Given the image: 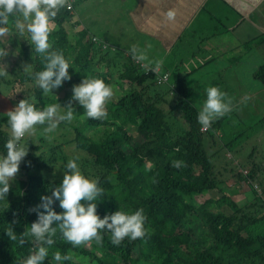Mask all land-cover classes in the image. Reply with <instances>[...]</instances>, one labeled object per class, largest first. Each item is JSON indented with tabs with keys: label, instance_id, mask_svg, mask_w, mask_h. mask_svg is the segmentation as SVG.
<instances>
[{
	"label": "trees",
	"instance_id": "obj_1",
	"mask_svg": "<svg viewBox=\"0 0 264 264\" xmlns=\"http://www.w3.org/2000/svg\"><path fill=\"white\" fill-rule=\"evenodd\" d=\"M73 16L71 11L62 10L56 18L57 27L49 37L54 49L72 59L74 69L69 72L70 76L78 82L85 76H96L110 83L108 77L113 75L106 68L117 66L121 70L118 77L134 88L109 101L108 117L104 120L87 118L83 109L78 104L75 106L74 119H78L79 125L74 126L73 142L77 150L86 154V161H90V169L82 166L81 170L89 177H98L105 190L104 196L96 202L100 218L119 209L131 213L142 208L147 218V233L136 240L125 238L119 246L113 245L105 234L100 244L93 241L89 246L73 249L59 238L58 232L44 264H56L51 255L56 250L62 254L74 253L73 261L65 264H264V230L255 231L259 223L264 224V214H261L264 210V163L243 176L254 192L253 210L239 215V209L234 207V211L226 214L221 208L228 202L224 196L213 198L210 195L198 204L196 197L220 188L222 181L217 171L232 162L240 151L235 150L233 156L232 149H228L233 142L216 135L222 118L206 131L201 130L197 122L198 110L188 101L190 91L183 78L173 82L174 88L167 83L158 85L156 74L132 60L128 53L121 52L120 58L119 50L112 46L113 41L98 39L93 42V38L104 32L102 23H75L71 21ZM11 24L8 27L11 28ZM66 24L75 32L73 43ZM96 43L98 46L94 48ZM17 52L18 60L23 58L33 72L42 69L40 58L31 45L18 48ZM10 54L15 55V52ZM101 61L105 62L104 69H101ZM15 63L16 59L9 67L11 78L4 80L6 85L13 83ZM254 76L264 84V66ZM17 78L20 84H34L26 68ZM71 82L67 84L72 85ZM34 96L38 108L56 102L52 97H45L37 87ZM70 98L62 99V103ZM5 123L6 116L0 117V150L8 135L2 128ZM263 146L256 143L252 149ZM236 148L245 147L240 143ZM33 150L38 148L35 146ZM34 155L28 153L37 169L30 171L24 158V173L10 183L5 201L8 207L0 206V264H20L32 251L34 244L30 238L25 237L26 242L21 246L18 241L11 240L5 230L11 227L19 239L25 228L37 219L29 209L40 203L42 195H51V188L62 180L41 174L53 153L49 159ZM174 160L183 161L182 167H172ZM236 162L241 167L237 158ZM53 208L62 211L58 202Z\"/></svg>",
	"mask_w": 264,
	"mask_h": 264
},
{
	"label": "clouds",
	"instance_id": "obj_2",
	"mask_svg": "<svg viewBox=\"0 0 264 264\" xmlns=\"http://www.w3.org/2000/svg\"><path fill=\"white\" fill-rule=\"evenodd\" d=\"M73 4L74 0H0V37L14 33L15 37L22 38L31 45L40 58L42 69L33 72L29 65L26 70L35 87L44 95L50 94L55 98L53 90L71 79L68 70L74 69V65L72 59L66 57L63 51L52 47L49 37L57 27L58 14L62 10L71 11L73 14ZM165 15L171 21L176 13L169 10ZM10 22L13 25L11 28L8 27ZM97 40V37L93 38V42ZM8 45L7 42L0 44V79L11 77L8 64L3 62L9 56ZM128 55L142 67L155 73L156 78L158 75H167L164 83L169 85L170 74L160 72L162 60L145 63L148 60L146 54L136 46L129 49ZM114 95V85L96 76H85L78 85L73 86L70 101L64 107L57 103L56 98V102L45 105L43 109L38 108L36 97L29 94L12 110L7 111L4 114V125L8 135L3 143V150H0V206L8 207L5 201L10 191V181L28 153L29 143L26 137L34 135L38 130L50 134L61 123L72 122L76 113L73 101L83 109L87 118L104 120L108 117L106 106ZM204 97L197 114V122L201 130L206 131L215 121L232 111V101L217 86L206 87ZM176 150L179 151V148ZM78 160L79 156L68 159L63 166V178L58 185L51 188V195H42L40 203L29 209L36 214L37 219L25 228L19 239L11 227L6 228L7 236L18 241L21 246L26 242L25 237L30 238L34 244L32 251L21 259L20 264H44L50 249L56 243L58 232L59 238L73 249L82 245L89 246L93 241L100 244L105 234L109 235L111 243L116 246L125 238L136 240L146 236L147 218L142 208L131 213L119 209L100 218L96 202L101 200L105 190L100 186L98 177L92 178L82 172ZM182 165L183 161H172L174 168L179 169ZM56 202L62 211L54 210L53 205ZM51 255L56 264H65L74 259L71 251L62 254L60 250H56Z\"/></svg>",
	"mask_w": 264,
	"mask_h": 264
},
{
	"label": "crops",
	"instance_id": "obj_3",
	"mask_svg": "<svg viewBox=\"0 0 264 264\" xmlns=\"http://www.w3.org/2000/svg\"><path fill=\"white\" fill-rule=\"evenodd\" d=\"M83 3L95 13L84 8ZM114 5L117 13L112 12ZM169 10L176 13L171 21L165 15ZM73 14L71 21L75 23H102L105 27L99 39L113 41L118 55L136 46L146 54V63L162 60L160 72H168L174 81L183 78L190 90L197 85V90L208 86L237 90L240 84H229L245 80L243 69L256 72L264 66V0H74ZM97 18H105V22ZM199 51L206 55L197 57ZM186 54L203 61L180 73V65L188 59ZM7 59L8 66L14 64L13 58ZM211 62L223 67L219 72L210 69L208 74L203 73L201 68ZM171 68L177 73L173 74ZM224 70L227 71L223 73ZM214 73L216 76H212ZM191 74L196 76L189 78ZM253 81L257 87L240 98L234 97V106L264 93V84L257 78ZM173 84L169 82L174 88Z\"/></svg>",
	"mask_w": 264,
	"mask_h": 264
},
{
	"label": "rangeland",
	"instance_id": "obj_4",
	"mask_svg": "<svg viewBox=\"0 0 264 264\" xmlns=\"http://www.w3.org/2000/svg\"><path fill=\"white\" fill-rule=\"evenodd\" d=\"M101 6V5H100ZM83 7L86 8L88 7L90 12L95 13V9L92 10L89 5L83 3ZM113 13H117L116 7L114 5V11L112 10ZM90 21V19H87ZM98 21L105 22V18H97ZM84 22V20H83ZM12 25V24H11ZM13 26V25H12ZM67 33L69 35V39L73 43L76 39L75 32L71 26L68 24L65 25ZM99 33V32H98ZM101 34V33H99ZM98 39L101 38V35H98ZM7 42L9 43L8 45V50H9V56H7L4 59V63L8 64V59L7 58H13L14 60L16 59V63L19 61L18 64L15 63L13 65L14 69V74H12L13 78V83L9 86L5 84L6 79H0V117L5 116L4 114L12 110L21 99H24L27 97L29 94L34 95V84L30 83H25V84H20L18 81V75L22 72L23 69H25L26 62L22 58L18 60L19 54H17V50L23 46H26L28 42L22 38H17L14 36V33L12 34V37L10 35L5 36V37H0V44ZM14 49H12V46ZM120 46H123L124 44L122 42H119ZM97 48L96 44L95 47ZM201 50V49H200ZM11 52H15V55H11ZM17 54V55H16ZM157 54V52H156ZM193 54V53H190ZM190 54H186L185 57L186 59L184 62V65H180V68L178 71L182 73L185 71V69H190L191 66L198 65L200 62H202V59H197L198 56H204V51H199L196 52L197 57L192 59L190 58ZM194 60V61H193ZM121 59L119 58L118 62H120ZM105 67V62L101 61V69ZM187 66V67H186ZM10 66H8V73H10ZM19 67H22V69H18ZM223 67V65L218 67L217 63H209L208 67L201 68L203 73L208 74L210 69L212 72H219V70ZM96 69V68H93ZM172 69V68H171ZM249 69V68H248ZM243 69V74H244V81L243 82H236L235 84H229L230 87H239L238 85L240 84L241 87H244L243 89H237V90H226L225 86L223 85V88L225 90V93H227V96L232 100L234 97L240 98L242 95H245L247 93L253 92L254 88H256L257 84L253 81L254 70L252 69ZM99 70V68H97ZM107 72L109 70L111 71L113 76H109L110 83L114 85V92L115 95L110 101H114L118 99L122 94L129 92L131 89L133 90L132 84H130L127 81H122L118 75L120 73L119 67H114L112 66V69L106 68ZM228 70V69H227ZM227 70H224L223 73ZM258 70V69H257ZM69 72L73 71L72 68L71 70H68ZM173 74L177 73V70L172 69ZM24 73V72H23ZM222 74V73H221ZM10 75V74H9ZM183 75V74H181ZM219 75V73H218ZM17 76V77H15ZM196 75H190L189 78H193ZM209 76V75H206ZM216 76V73L214 75ZM15 77V78H14ZM11 78V77H9ZM7 78V79H9ZM174 76H171V81L170 83L172 84L174 82ZM71 82L72 85L67 84V82ZM69 81L63 82L62 86L59 87L58 89L53 90V95L56 96L57 100L61 99L60 105L62 107L66 106L68 104L67 101L66 103H62V99H68L69 97L72 96V88L74 85H78L81 81H75V77L71 76V79ZM198 85L196 86L195 89H189L190 91V96H189V103L192 102L195 104L197 110H200L201 102L205 98L204 97V90H197ZM44 95V94H43ZM45 97H52L56 99L55 97L49 95H44ZM191 100V101H190ZM38 103V102H37ZM73 107L77 105L76 102H72ZM39 105V104H38ZM44 107V106H43ZM43 107L41 109H43ZM173 118V117H172ZM173 120L174 123H176ZM81 121V119H80ZM214 124V123H213ZM79 125L78 119H73L72 122H63L59 125L57 130L53 133L50 134H45L42 132V130H38L37 133L34 135L26 137L28 144V153H33L35 154L34 157L41 156L45 159H49L51 154L53 153L54 156L52 159L49 160V163L46 166H43L41 169V174L43 176H48L49 178H56V177H61L63 178V166L67 163L68 159L79 156L78 163L80 167L82 168L86 166L87 169H90V161H86V154L80 150H77L75 148V144L73 142V137H74V126ZM177 125V124H176ZM4 130H7L5 125L2 127ZM133 130V129H132ZM133 132V131H132ZM216 135L221 136L220 138H227V140L233 142V146L229 145L228 149L231 150V154L235 156V150H240L237 154V157L233 158L232 162H227L223 166L219 168L218 176L220 181H222L220 184V188L217 189V191H211L207 193L205 196H198L196 197L197 203H202L203 201L209 199V196L211 195L213 198L217 197H226L228 199V202L225 204H222V209L224 212L230 213L231 211H234V207L239 209V215L241 213H245V211L253 210L255 208V204L252 205L251 203L254 202L253 196L254 192L248 187L247 182H245L243 176L247 175V173L252 169L256 167L262 166L261 164L264 163V160L261 161V159H264V146L260 147L261 149H252L253 145L256 143L259 144H264V93L259 97H252L249 100L240 102L238 101L236 105L234 106L232 103V111L227 113L224 117H222V122L220 127L217 129L215 132ZM135 135V132H133ZM32 142V143H31ZM243 143V146L245 148L243 149H238L236 146L239 144ZM238 144V145H237ZM218 145H221L220 141H218ZM37 147L38 150H33L34 147ZM247 148V149H246ZM226 150V148H224ZM260 152L258 153V151ZM224 151V150H223ZM257 151V152H256ZM28 153L25 157L26 159V164L29 165L30 171H34L37 169L35 168L34 163L31 160V157L28 156ZM229 157V155H228ZM236 158L238 161L242 164L239 167V163L236 162ZM25 164L21 161V164L19 166V170L17 174L15 175L14 178H18L20 173L23 172V167ZM244 166V167H242ZM246 166V167H245ZM13 178V179H14ZM13 181V180H12ZM10 181V183L12 182ZM234 204V206H231V203ZM257 204V203H256ZM236 205V206H235ZM251 205V206H250ZM223 206H225L223 208ZM239 207V208H238ZM248 210V211H249ZM261 214H264V210H262ZM199 223H197V226ZM264 230V224L259 223L256 226L255 231L261 232Z\"/></svg>",
	"mask_w": 264,
	"mask_h": 264
},
{
	"label": "built area",
	"instance_id": "obj_5",
	"mask_svg": "<svg viewBox=\"0 0 264 264\" xmlns=\"http://www.w3.org/2000/svg\"><path fill=\"white\" fill-rule=\"evenodd\" d=\"M149 71H151V70H149ZM156 80H157L158 84L164 83L167 80V75H162V76L158 75Z\"/></svg>",
	"mask_w": 264,
	"mask_h": 264
}]
</instances>
